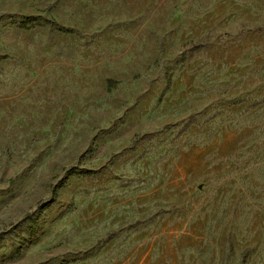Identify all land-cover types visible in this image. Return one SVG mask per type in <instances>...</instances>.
<instances>
[{"label":"rangeland","instance_id":"obj_1","mask_svg":"<svg viewBox=\"0 0 264 264\" xmlns=\"http://www.w3.org/2000/svg\"><path fill=\"white\" fill-rule=\"evenodd\" d=\"M0 264H264V0H0Z\"/></svg>","mask_w":264,"mask_h":264},{"label":"trees","instance_id":"obj_2","mask_svg":"<svg viewBox=\"0 0 264 264\" xmlns=\"http://www.w3.org/2000/svg\"><path fill=\"white\" fill-rule=\"evenodd\" d=\"M33 20V18H28V19H26L23 23H22V25L21 26H24L25 24H27V22H30V21H32ZM108 83H110V84H115V82L114 81H108Z\"/></svg>","mask_w":264,"mask_h":264}]
</instances>
